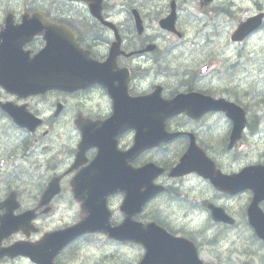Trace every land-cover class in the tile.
<instances>
[{
  "label": "flooded vegetation",
  "instance_id": "obj_1",
  "mask_svg": "<svg viewBox=\"0 0 264 264\" xmlns=\"http://www.w3.org/2000/svg\"><path fill=\"white\" fill-rule=\"evenodd\" d=\"M59 1L66 4V9H55L43 4L49 0H41L42 6L38 5L41 6L38 8L59 20L51 22L70 25L79 44L89 51L94 60L101 62L106 59L116 37L119 38L121 51L125 54L135 53L131 57L120 55L116 58L119 69L129 70V91L132 96L148 94L156 84L162 87V94L167 98L175 94L174 91L166 92L167 85L164 82L171 83L173 80L170 79L175 71L168 61L170 54L167 53H170L171 48L164 50L163 47L175 39H185V21H219L221 18L241 21L249 16H257L263 22L251 36L264 29V0H249L251 7L246 9L238 3L240 0H103L102 17L110 26H103L89 13H84L83 9L78 11L77 7H73L77 3L86 11L88 5L81 1ZM172 2L176 5L175 21L180 38L161 30L154 32L159 29H151L148 25L155 21L148 17L149 10L163 9L161 19L167 16ZM16 3L17 0H0V34L4 31L15 33L7 42H3L4 39L0 37V56L3 59L5 56L13 57L11 67L3 66L7 71L14 72L21 66L26 71H31L35 67L31 60L45 43L42 35H35L28 40L24 34H16L23 30L20 27L22 14L32 10V7L27 6L18 10ZM130 4L139 8V15L144 23L142 34L137 33L128 13ZM191 10L200 12L201 17L197 20L189 19ZM65 11L67 17L75 15L74 21L64 19ZM8 17L12 21H6ZM23 39L26 42L20 45ZM150 45L154 48L145 52ZM161 53L167 55L160 56ZM157 57L164 58V65L159 64ZM139 58L149 65L156 64L148 79L158 76L164 82L159 79L157 82L156 79L149 90L145 91L142 84L146 76ZM201 66L187 67L181 71L176 83L179 90L176 88V93L198 92L212 97L219 95V87L210 89L207 85L208 76L215 74L213 66L209 64L204 73L200 71ZM256 67L258 74H254L258 75L259 83L264 85V67ZM17 83L22 84L23 81L18 80ZM252 84L254 83L249 86L248 93L242 95L243 100L241 97L238 101L234 100L245 111L246 123L243 133L232 144L230 135L233 124L225 113L211 110L197 118L178 115L165 122L166 131L176 136L162 146L141 152L130 163L133 168H139L145 162H153L163 169V173L154 181L162 190L134 219L139 222L154 221L168 232L191 241L204 264H233L232 257L241 260L246 256L248 260L239 264H252V260L260 259L259 253L264 251V241L256 237V232L264 233V149L255 161H252V154L247 156V151L252 153V122L258 124L264 117V112L252 114V104L258 102L259 108H263L264 97L252 102V92H258L252 90ZM2 105H10L19 110L29 127H32L33 118L40 120V126L31 130L17 126ZM112 109L108 92L98 84L85 90L66 92L54 89L35 95L11 93L0 86V264H36L26 256H10L6 251L14 245L32 249L46 235L60 233L84 218L79 191L73 186L74 176L93 160L98 150H87L85 164L73 168L81 140V131L76 122L80 119L102 121L111 115ZM133 136L134 132L130 130L118 135V149L127 150L133 144ZM192 140L214 164L213 169L208 163H202L204 173L221 178L220 186L197 173L181 177L169 176L171 168L187 151ZM122 197V193H116L108 198V205L112 210V226L124 220L125 215L114 211L112 206L113 200H122ZM161 200L177 206L189 218L182 222L177 216L168 217L161 210ZM210 206L223 210L221 220L218 212V220L213 218ZM250 207L252 224L248 219ZM232 233H236L238 240L242 235L240 242L246 244V249L240 252L233 245L224 253L222 249L225 241L236 243L234 239H228ZM97 235L106 244L118 243L110 241L101 233L86 234L58 252L53 257L52 264H96L95 259L86 257L85 253L82 256V253L96 245ZM119 244L122 247H132L126 242ZM256 245L258 248L253 251L252 247ZM52 252L51 249L45 251L43 264H50L48 254ZM140 253L142 256L144 251L141 250ZM139 260V257H135L133 262L137 264Z\"/></svg>",
  "mask_w": 264,
  "mask_h": 264
},
{
  "label": "water",
  "instance_id": "obj_2",
  "mask_svg": "<svg viewBox=\"0 0 264 264\" xmlns=\"http://www.w3.org/2000/svg\"><path fill=\"white\" fill-rule=\"evenodd\" d=\"M92 13L94 14L95 10H92ZM31 21L47 20L43 15H36L34 18L32 17ZM59 37L60 38H58V35H49L48 46L44 50V57L49 59L47 71L49 78L48 81H46L49 84L48 88L58 85L75 89L96 81L105 84V79L102 78V73L104 68L112 63L113 57L111 58L110 56L107 62L103 64H96L88 60L84 53H80L81 51H79L75 44V37L73 35L65 33L62 35L59 34ZM51 51L57 53L51 54ZM106 85L110 88V92L114 99V114L107 122L98 127L100 132L99 135L104 138L106 142L101 148L102 155L112 153V145H114L115 136L129 127L135 129L138 128L139 130V135L137 134L135 137L134 148L138 145L143 148L145 146V139L153 138L154 141H156L162 137V134L158 135V132L142 135L143 129L148 125L149 120L153 117H159L158 115L149 112L148 105L160 108V110H156L160 113L161 120H164L176 110H179V105L175 103V101L166 104L159 98L158 93L146 97L145 103H141L138 99H130L126 94V90L123 89L122 84L117 88H113L109 83ZM206 103L208 104L209 102L204 99H195L196 108L204 106ZM184 106L182 108H184ZM188 160L189 157L184 156L173 173H185V167L187 166L186 163ZM151 170V165L145 167V184L148 186L151 184V178L154 176V172L150 174ZM88 186H90L91 190L86 199V208L90 211L92 210V212L91 216L89 215L84 222L83 227L85 229L92 226V221L95 220L97 226L102 227L104 231L108 230L107 232L114 239L141 242L147 251L145 257L139 264H202L198 259L194 246L190 242L184 239L173 238L153 224L145 226L144 229L137 227V225L132 226L130 224H124L118 228H106V230L101 221L96 220L94 216L96 213L97 219H100L99 213L107 216L104 197L109 192V186L103 182V180H100L95 184L92 183ZM142 204L143 201H141V205ZM127 205L131 207L133 201L131 199H126L122 208L125 210ZM259 236L261 235L259 234Z\"/></svg>",
  "mask_w": 264,
  "mask_h": 264
},
{
  "label": "rangeland",
  "instance_id": "obj_3",
  "mask_svg": "<svg viewBox=\"0 0 264 264\" xmlns=\"http://www.w3.org/2000/svg\"><path fill=\"white\" fill-rule=\"evenodd\" d=\"M20 1L24 2V0H17V9L22 7ZM249 2V0L238 1V3L245 9L251 7ZM205 24L207 25L205 26ZM235 24V21H227L226 18H221L219 21H196V23L188 21L186 28H184L188 34V38L180 44V48H178L175 54H171L168 57V61L175 71L173 73V78L170 79L174 81L172 84L177 85L176 80H178V76L181 75V71H184L185 68L198 66L202 62H209L214 67L213 72H217V75L222 77L225 66L229 63L226 62V60L235 62L237 58L240 62H244L241 66V70L245 72L244 75L241 76L240 73L238 76L232 77L231 82H227L223 79L221 81L217 76H212L211 74L208 76V88L213 89L219 87L221 88L219 91L221 95L228 99H232L223 92L225 88L238 86V90L245 91L247 90L246 88L248 87V84L254 83L252 87H254L258 92H252V96H254L252 102L258 101L261 97H264V85L259 83L256 67L259 65H263L264 67V29L247 40L243 48L249 56L247 58L239 59L237 55L233 57L229 56L234 53V49L232 48H237L236 46L230 45L228 39V36ZM204 27L205 29L202 30ZM195 30H197V38L193 40ZM202 38L207 39L208 45H205L206 42ZM238 48L240 47L238 46ZM174 75H176L175 78ZM148 83L149 82L144 83L143 86L147 87ZM240 99L243 100L244 98L241 96ZM263 112L264 107L259 108L258 102L252 104V114H262ZM262 118L263 121L259 128V135L257 137H252V153L250 150L247 151V156L252 154V161L257 160L258 155L264 149V117ZM242 158H245V154L242 155ZM161 204V210L164 211L168 217L172 218L173 216H177L182 222H185L189 218V216L186 217L185 213L180 211L177 206H171L162 200ZM118 205V199L113 200V207L116 212H118ZM200 222L201 219L199 220V223ZM241 238V234L240 239L238 240L236 233H232L228 239H234L236 243L232 244V241H225L222 249L223 252L226 253L233 245L237 246L240 252L246 249V244L244 242H240ZM257 248V245L253 246L252 250L256 251ZM136 252V249L132 247L128 248L109 245L102 246L98 243V239H96V245L86 250V252H83L82 256L84 253L86 257L91 256L95 259L96 264H127L128 261H133L136 256ZM111 254H113L114 257L106 260L105 257ZM259 254L263 257V259L261 260L260 257V259L257 258V260H255V258L252 260V264H264V251ZM232 259L233 264H239L242 261L248 260V257H243L241 260L236 257H232ZM108 260L110 261L108 262Z\"/></svg>",
  "mask_w": 264,
  "mask_h": 264
}]
</instances>
